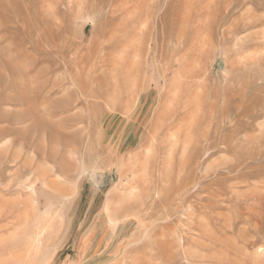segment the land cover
Instances as JSON below:
<instances>
[{
    "label": "rangeland",
    "instance_id": "374dc122",
    "mask_svg": "<svg viewBox=\"0 0 264 264\" xmlns=\"http://www.w3.org/2000/svg\"><path fill=\"white\" fill-rule=\"evenodd\" d=\"M262 183L264 0H0V264H264Z\"/></svg>",
    "mask_w": 264,
    "mask_h": 264
},
{
    "label": "bare ground",
    "instance_id": "6f19581e",
    "mask_svg": "<svg viewBox=\"0 0 264 264\" xmlns=\"http://www.w3.org/2000/svg\"><path fill=\"white\" fill-rule=\"evenodd\" d=\"M252 18V17H251ZM250 19V18H249ZM248 21H250V20H248ZM251 22V21H250ZM253 22V21H252ZM249 23V22H248ZM254 23V22H253ZM252 24V23H251ZM253 25V24H252ZM161 62V61H160ZM83 66V65H82ZM135 68V67H134ZM133 69V68H132ZM78 72V71H77ZM76 72V73H77ZM131 73H132V71H130ZM134 72V71H133ZM79 73V72H78ZM77 73V74H78ZM130 73V74H131ZM137 73H139V72H137ZM74 74V73H73ZM76 74V75H77ZM129 74V73H128ZM133 74V73H132ZM140 74V73H139ZM80 76H82V75H80ZM80 78V77H79ZM164 78H167V75H165L164 76ZM191 78V77H190ZM81 79V78H80ZM82 80V79H81ZM77 82V81H76ZM136 85H137V83H136ZM166 85V84H165ZM91 86V85H90ZM134 88H135V86H133ZM92 88V87H91ZM176 91V90H175ZM180 91V90H179ZM85 95V94H84ZM117 95V96H116ZM116 95H114V96H116V97H118L119 95H120V93L118 92V93H116ZM162 95V94H161ZM174 95V94H173ZM167 96V95H166ZM165 96V97H166ZM120 98V97H119ZM117 99V98H116ZM160 99V98H159ZM158 99V100H159ZM233 100V99H232ZM158 102H160V101H158ZM158 104V103H157ZM242 105V104H241ZM226 106V105H225ZM228 106V105H227ZM240 106V105H239ZM238 106V107H239ZM242 107V106H241ZM245 107V106H244ZM158 108V107H157ZM160 108V107H159ZM223 108H225V107H223ZM253 108V107H252ZM247 109V108H246ZM116 110V108H113V111H115ZM157 110V109H156ZM223 110H225V109H223ZM222 110V111H223ZM113 111H112V113H113ZM130 111V110H129ZM162 111V110H161ZM160 111V112H161ZM169 111V110H168ZM167 111V112H168ZM226 111V110H225ZM225 111H223V112H225ZM126 112V111H125ZM163 112V111H162ZM252 111L251 110H248V111H244V110H242L241 108H239V109H237L236 110V112H235V115L237 116V117H248V119L249 118H252V117H254L253 115V112L251 113ZM229 113V112H228ZM161 114V113H160ZM159 114V116L161 117L162 115H164V114H161L160 115ZM141 115V114H140ZM228 115V114H227ZM159 116H158V118H159ZM165 118V117H164ZM146 119V118H145ZM221 119V118H220ZM226 119V118H225ZM164 120V119H163ZM146 121V120H145ZM161 121V120H160ZM222 121V120H221ZM163 125V124H162ZM142 126V125H141ZM140 127V126H139ZM125 128H126V126H125ZM161 128V127H160ZM220 130V129H219ZM115 131V130H114ZM217 132V131H216ZM137 133V132H136ZM225 139V138H224ZM225 141H227V140H225ZM134 143H135V141L132 139L131 141H127V134H125L124 135V137H123V139L121 140V148H128V149H130L131 147H132V145H134ZM223 145H225V144H223ZM260 171V170H259ZM252 174H254V172H250V173H248V172H246V173H242L241 172V174L239 175V178H242V177H246V176H248V175H252ZM234 178V177H233ZM248 183H246V185H247ZM255 184V183H254ZM262 184H264V183H262ZM258 185V184H257ZM249 188L251 189V187H250V185H249ZM248 188V189H249ZM256 189V188H255ZM247 191V190H246ZM257 191H258V189H257ZM263 191V190H262ZM262 191H261V193H262ZM264 193V192H263ZM146 196V195H145ZM147 197V196H146ZM144 198V197H143ZM139 199V198H138ZM141 199V198H140ZM142 200V199H141ZM160 200V199H159ZM158 200V201H159ZM154 202V201H153ZM258 202H260V201H258ZM263 203V202H262ZM145 205V203H142V205H140L141 206V210L139 211V212H143V211H150V210H153L154 208H155V203H152V204H150V205H146V206H144ZM261 205V204H260ZM139 208V207H138ZM253 211V210H252ZM254 212V211H253ZM258 212V211H257ZM255 213V212H254ZM203 214V213H202ZM204 214H205V212H204ZM256 214V213H255ZM261 214H259V217H261L260 216ZM245 216V215H244ZM255 217L257 218L258 216H256L255 215ZM259 225V224H258ZM257 225V226H258ZM144 226V225H143ZM256 227V226H255ZM243 230V229H242ZM147 258V257H146ZM138 261V260H137ZM150 261V260H149Z\"/></svg>",
    "mask_w": 264,
    "mask_h": 264
}]
</instances>
